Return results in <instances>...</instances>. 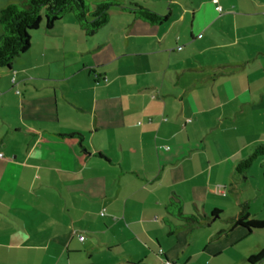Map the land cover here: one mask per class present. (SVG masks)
Returning a JSON list of instances; mask_svg holds the SVG:
<instances>
[{
    "label": "crops",
    "instance_id": "1",
    "mask_svg": "<svg viewBox=\"0 0 264 264\" xmlns=\"http://www.w3.org/2000/svg\"><path fill=\"white\" fill-rule=\"evenodd\" d=\"M133 2L166 19L42 21L0 69V264H248L264 246L236 225L264 220V157L234 170L264 147V0Z\"/></svg>",
    "mask_w": 264,
    "mask_h": 264
},
{
    "label": "trees",
    "instance_id": "2",
    "mask_svg": "<svg viewBox=\"0 0 264 264\" xmlns=\"http://www.w3.org/2000/svg\"><path fill=\"white\" fill-rule=\"evenodd\" d=\"M128 6L119 1H99L88 5L85 0H17L0 9V69L9 68L19 55L25 53L30 45V32L38 28L44 21L45 27L50 29L62 16L71 14L77 25L87 37L94 35L108 18V11L112 7L127 10L137 19L151 25H159L166 16H160L133 0H126ZM65 142L80 143L78 134L62 135ZM85 157V155H84ZM258 157H264V147L257 146L253 152L238 162L235 172L241 174L248 170ZM167 214L172 215L187 224H198L194 216L181 213L180 204L170 202L165 208ZM236 225L247 232L264 229V220L248 218L245 214L239 218ZM264 260V246L247 259L248 264H259Z\"/></svg>",
    "mask_w": 264,
    "mask_h": 264
},
{
    "label": "rangeland",
    "instance_id": "3",
    "mask_svg": "<svg viewBox=\"0 0 264 264\" xmlns=\"http://www.w3.org/2000/svg\"><path fill=\"white\" fill-rule=\"evenodd\" d=\"M106 1H109V0H106ZM111 1V0H110ZM85 2L89 5V2L91 3L90 0H85ZM257 235L261 236V238L259 239L257 237ZM251 238V242L248 243V241H245L243 244L240 245V248H247V247H250L251 249H254L253 247L255 246L254 244L256 243H264V229L263 230H260L258 231L257 233L255 234H252V236L250 237Z\"/></svg>",
    "mask_w": 264,
    "mask_h": 264
},
{
    "label": "built area",
    "instance_id": "4",
    "mask_svg": "<svg viewBox=\"0 0 264 264\" xmlns=\"http://www.w3.org/2000/svg\"><path fill=\"white\" fill-rule=\"evenodd\" d=\"M219 9H220V8H217V10H219ZM178 49H180V48H178ZM0 158H1V154H0ZM100 215L103 216L104 213L101 212ZM78 239H79L80 241H82V240H83V237H82V236H79ZM164 263H165V264H175V263H173V262H169V261H165Z\"/></svg>",
    "mask_w": 264,
    "mask_h": 264
}]
</instances>
